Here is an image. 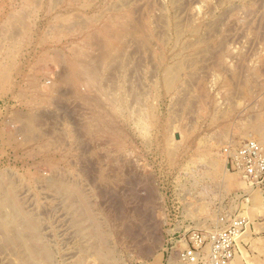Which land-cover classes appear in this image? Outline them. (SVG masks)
<instances>
[{
  "label": "rangeland",
  "instance_id": "obj_1",
  "mask_svg": "<svg viewBox=\"0 0 264 264\" xmlns=\"http://www.w3.org/2000/svg\"><path fill=\"white\" fill-rule=\"evenodd\" d=\"M35 112L63 139L21 135L15 114ZM248 134L264 146V0H0V264H99L103 247L166 264L171 242L237 214L234 259L264 264V188L221 154ZM136 190L158 241L117 217Z\"/></svg>",
  "mask_w": 264,
  "mask_h": 264
},
{
  "label": "built area",
  "instance_id": "obj_2",
  "mask_svg": "<svg viewBox=\"0 0 264 264\" xmlns=\"http://www.w3.org/2000/svg\"><path fill=\"white\" fill-rule=\"evenodd\" d=\"M228 169L239 174L251 188H264V146L258 140L230 142L222 150ZM222 228L210 232L192 230L171 242L166 264H230L249 225L241 214L223 216ZM177 253V259L173 256Z\"/></svg>",
  "mask_w": 264,
  "mask_h": 264
},
{
  "label": "bare ground",
  "instance_id": "obj_3",
  "mask_svg": "<svg viewBox=\"0 0 264 264\" xmlns=\"http://www.w3.org/2000/svg\"><path fill=\"white\" fill-rule=\"evenodd\" d=\"M121 17V16H120ZM108 19V18H107ZM117 20V19H116ZM116 23V22H115ZM110 25V24H109ZM96 28V27H95ZM107 29V28H106ZM93 31H95V30H93ZM103 34V33H102ZM113 34V33H112ZM100 35V34H99ZM108 35V34H107ZM94 37V36H93ZM88 38V37H87ZM89 40V39H88ZM93 40V39H92ZM88 42V41H87ZM65 57V56H64ZM90 59V58H89ZM94 60V59H93ZM91 61V60H90ZM70 62V61H69ZM71 63V62H70ZM74 64H75V62H74ZM73 65V64H72ZM71 66V65H70ZM74 67V66H73ZM89 67V66H88ZM70 68H72V66L70 67ZM69 68V69H70ZM75 68H76V66H75ZM74 69V68H73ZM77 69H79V68H77ZM77 69H74V70H77ZM72 70V69H71ZM73 70V71H74ZM86 70V69H85ZM80 71V70H79ZM86 72H87V70H86ZM89 72V71H88ZM78 71H77V74L76 75H78ZM6 73H4V75H5ZM68 74V73H67ZM74 74V73H73ZM3 75V76H4ZM83 74H80L79 75V77L80 76H82ZM2 76V77H3ZM6 76H7V74H6ZM85 76V75H84ZM73 77H76V76H73ZM78 77V76H77ZM76 77V78H77ZM82 78V77H81ZM66 79V76L64 77V80ZM80 79V78H79ZM4 80V79H3ZM70 80V79H69ZM72 83V82H71ZM41 85V84H40ZM34 87V86H33ZM35 88V87H34ZM35 90H38V89H35ZM61 90H63V89H61ZM71 91V90H70ZM73 91V90H72ZM71 91V92H72ZM28 92V91H27ZM39 91H37L36 93H38ZM69 92V91H68ZM67 92V93H68ZM82 92V91H81ZM30 93V92H29ZM28 93V94H29ZM59 93L60 94H63V96L65 97H67V96H69V95H66V92H63V91H59ZM74 93V92H73ZM72 93V94H73ZM78 93V92H77ZM21 94V93H20ZM86 94V93H85ZM84 94V95H85ZM25 94H23L22 95V97L24 96ZM58 95V94H57ZM81 95V94H80ZM79 95V96H80ZM87 95V94H86ZM85 95V96H86ZM89 95V94H88ZM88 95H87V97H88ZM61 96V95H60ZM62 96V97H63ZM81 96H83V95H81ZM65 97V98H66ZM87 97H85V98H87ZM26 98V97H25ZM37 98H38V96H37ZM60 98V97H59ZM69 99H67V100H70V97H68ZM71 98H72V96H71ZM94 98H96V95H95V97ZM93 97H92V99H94ZM22 99V98H21ZM20 99V100H21ZM35 99H36V97H35ZM63 99V98H62ZM34 100V99H33ZM96 100L97 99H95V102H96ZM37 101V100H36ZM65 101V100H64ZM85 101V100H84ZM89 101V100H88ZM34 102V101H33ZM39 102V101H38ZM55 102V101H54ZM53 102V103H54ZM73 102V101H72ZM77 102V101H76ZM90 103H91V99H90V101H89ZM88 102V103H89ZM99 102V101H98ZM97 102V103H98ZM35 103V102H34ZM78 103V102H77ZM30 104H33V103H30ZM93 104V103H92ZM34 105H36V104H34ZM69 105V104H68ZM77 105V104H76ZM80 105V104H79ZM84 105V104H83ZM89 105V104H88ZM88 105H86V106H88ZM85 106V107H86ZM42 107H44V106H42ZM77 107V106H76ZM83 107V106H82ZM37 108V107H36ZM38 108H40V105H39V107ZM78 108V110H79V107H77ZM30 109H32L31 107H30ZM42 109V108H41ZM82 109V108H81ZM85 109H87V108H85ZM89 109V108H88ZM91 109V108H90ZM93 109V108H92ZM48 110V109H47ZM33 111V110H32ZM54 111V110H53ZM99 111V110H98ZM15 112V111H14ZM17 112V111H16ZM79 112V111H78ZM88 112V111H87ZM94 112V111H93ZM26 113H27V111H26ZM49 113H51V112H49ZM88 113H90V111L88 112ZM102 114V113H101ZM100 114V115H101ZM103 114H104V112H103ZM14 115V114H13ZM16 115V116H15ZM14 116H15V119H17L18 121H19V125H17L20 129H19V133L21 134V135H23V136H25V138H27V139H30V138H34V137H38V135L40 134H44V135H46V134H52V135H54L55 133V130H56V132H57V129H58V126H59V122H58V120L56 119V120H54V121H50V120H52V116L51 115H53V114H51L50 116L52 117L51 119H50V116H48L45 112H35V113H29V114H21V113H18V114H15ZM13 116V117H14ZM53 116H55V114L53 115ZM95 116V115H94ZM105 116V115H104ZM73 117V116H72ZM88 117V116H87ZM92 117V116H91ZM96 117V116H95ZM95 117L93 118V119H95ZM98 117H99V115H98ZM50 119V120H49ZM74 121L76 122V120L74 119ZM79 121H80V119H79ZM82 121V120H81ZM86 121V120H85ZM84 121V122H85ZM17 122V121H16ZM49 122V123H48ZM80 124H81V122H79ZM78 123V124H79ZM82 123H83V121H82ZM73 124H74V122H73ZM75 125V124H74ZM112 125V124H111ZM118 125V124H117ZM262 125V124H261ZM46 126H49V127H47L46 128ZM76 126V125H75ZM85 126V125H84ZM88 126V125H87ZM89 127V126H88ZM87 127V128H88ZM75 128V127H74ZM78 128V127H77ZM85 128V127H84ZM59 129H60V127H59ZM58 129V130H59ZM76 129V128H75ZM79 129H81V128H79ZM98 129V128H97ZM113 129V128H112ZM121 129V128H120ZM119 129V130H120ZM17 130V129H16ZM62 130V129H61ZM64 130V129H63ZM74 130V129H73ZM82 130H84V129H82ZM89 130V129H88ZM103 130V129H102ZM87 131V130H86ZM89 132V131H88ZM100 132V131H99ZM115 132H116V130H115ZM114 132V133H115ZM54 133V134H53ZM74 133V132H73ZM78 133V132H77ZM80 133V132H79ZM83 133H84V131H83ZM91 134H89V133H87V134H89L90 135V137L89 138H91L92 139V137H95V136H93V132H90ZM97 133V132H96ZM18 134V133H17ZM61 134H64V133H61V132H59L58 134H55L56 136H58V138H60L61 137ZM86 134V133H85ZM84 134V135H85ZM66 135V134H65ZM64 135V136H65ZM78 135H80V134H78ZM88 135V136H89ZM244 135V134H243ZM242 135V136H243ZM64 136H62L61 138L63 139V137ZM120 136V135H119ZM261 136V135H260ZM84 137V136H83ZM82 137V138H83ZM245 137H247L248 139H253L252 138V136L251 135H246ZM38 138H41V137H38ZM47 138V137H46ZM45 138V139H46ZM51 138V137H50ZM80 138V137H79ZM112 138V137H111ZM23 139V138H22ZM53 139V138H52ZM121 139V138H120ZM120 139H118V140H120ZM123 139H125V137L123 138ZM122 139V140H123ZM43 140V139H42ZM65 140V139H64ZM63 140V141H64ZM67 140V139H66ZM78 140V139H77ZM76 140V141H77ZM83 140V139H82ZM82 140H80L79 139V141H82ZM86 140H88V139H86ZM94 141H95V139H93ZM104 140V139H103ZM109 140H111V139H109ZM108 140V141H109ZM255 140V139H254ZM23 141V140H22ZM50 141V140H49ZM56 141V140H55ZM57 141H58V139H57ZM61 141V140H60ZM68 141V140H67ZM75 141V140H74ZM78 141V142H79ZM260 141V140H259ZM262 141V140H261ZM260 141V143L261 144H263L262 142ZM62 142V141H61ZM90 142V141H89ZM51 143H53V141L51 142ZM80 143V142H79ZM120 143V142H119ZM54 144V143H53ZM60 144V143H59ZM59 144H58V146H59ZM66 144V143H65ZM78 144V143H77ZM79 145V144H78ZM44 146V145H43ZM52 146H54V145H52ZM55 146H57V145H55ZM97 147V146H96ZM30 148H31V146H30ZM56 148V147H55ZM81 148V147H80ZM38 150V149H37ZM51 150V149H50ZM35 151H36V149H35ZM39 152V151H38ZM38 152H37V154H38ZM83 152V151H82ZM86 152L87 151H85V154L84 155H86ZM36 153V152H35ZM34 153V154H35ZM97 153V152H96ZM81 154V153H80ZM35 156H37V155H35ZM83 158V157H82ZM96 158H97V156H96ZM103 158V157H102ZM224 159H225V157H223ZM79 159H81V158H79ZM99 159V158H98ZM98 159H96V160H98ZM82 160V159H81ZM45 161V160H44ZM84 161V160H83ZM50 162V161H49ZM81 162V161H80ZM85 163V162H84ZM219 163V162H218ZM45 164H46V162H45ZM56 164V163H55ZM50 165V164H49ZM48 165V166H49ZM213 166H215L216 165V163H214L213 162V164H212ZM51 166V165H50ZM53 166V165H52ZM83 166V165H82ZM85 166V165H84ZM216 167V166H215ZM83 168V167H82ZM92 168H94V167H92ZM96 168V167H95ZM95 168H94V170H95ZM52 169V168H51ZM80 169V168H79ZM88 169H90V167H88ZM53 175H54V177H52L51 178V181H52V184H57V183H59L60 181L58 180V179H64V178H62V177H60V176H58L59 175V173H60V169H59V167H57V165H56V167L55 166H53ZM81 171H83L82 169H81ZM88 172V171H87ZM90 173V172H89ZM88 173V174H89ZM62 174V173H61ZM91 174H93V173H91ZM237 174V173H236ZM91 177V176H90ZM97 177V176H96ZM62 181V180H61ZM64 181V180H63ZM59 185V184H58ZM61 185L63 186H65L66 188L68 187V183H64V182H61ZM252 189V188H251ZM5 196H9L10 198H12L14 201H15V195H14V193H7V195H5ZM256 197H257V195H256ZM9 199V198H8ZM11 199V200H12ZM150 200H151V193L149 192V193H146L145 195H140V193L136 190L135 192H133V193H131L129 196H127V197H123L122 199H113V202L115 203V205H116V207H115V209H116V213L118 214H116L117 215V217L119 218V219H121V220H125V222L126 223H124V232L126 233V235L127 236H129L130 238H134V239H140L142 236H144L145 235V233H150V231H151V233L150 234H152V237L156 240V241H158L160 238H158V233H157V230L156 231H153V230H148V228L146 229L145 228V220H144V217H143V212H142V210H141V207L139 206V204L140 203H142V204H146V205H148V204H150L149 202H150ZM16 202V201H15ZM14 202V203H15ZM13 203V204H14ZM130 203H132V204H134L135 203V205L133 206V208L131 207V208H128L129 206V204ZM16 204H17V202H16ZM17 208L19 207L18 206V204H17V206H16ZM16 208V209H17ZM20 209V208H19ZM18 211V210H17ZM16 212V211H15ZM132 212L134 213V214H132ZM17 213V212H16ZM121 222V221H120ZM124 222V221H123ZM146 230L145 232H142L141 230ZM152 229H154V228H152ZM95 230V229H94ZM148 230V231H147ZM96 231V230H95ZM97 232V231H96ZM102 235V234H101ZM100 235V236H101ZM153 239V240H154ZM22 240V239H21ZM155 242V241H154ZM145 245V244H144ZM143 244H141V241H140V249L142 250V252H148L149 251V248L147 247V246H144ZM42 249V248H41ZM141 252V251H140ZM96 253L99 255L98 257H99V264H113V260H112V255H111V252H110V250H107L105 247H103V248H97L96 249ZM114 253V252H113ZM47 255H48V253H46ZM177 256V255H176ZM239 256H241V255H239ZM239 256H237V257H239ZM236 257V258H237ZM113 258H115V257H113ZM240 259V258H239ZM242 259V258H241ZM116 260V259H115ZM237 260L238 259H234L231 263L232 264H238L237 263ZM240 262V261H239ZM96 263V262H95ZM94 263V264H95ZM79 264V263H78Z\"/></svg>",
  "mask_w": 264,
  "mask_h": 264
}]
</instances>
